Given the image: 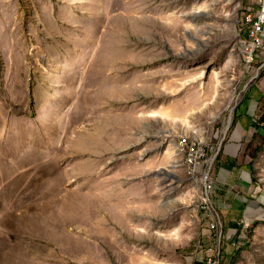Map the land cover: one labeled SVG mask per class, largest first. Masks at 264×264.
<instances>
[{
  "label": "rangeland",
  "instance_id": "rangeland-1",
  "mask_svg": "<svg viewBox=\"0 0 264 264\" xmlns=\"http://www.w3.org/2000/svg\"><path fill=\"white\" fill-rule=\"evenodd\" d=\"M255 9L0 0V264H264Z\"/></svg>",
  "mask_w": 264,
  "mask_h": 264
},
{
  "label": "built area",
  "instance_id": "built-area-1",
  "mask_svg": "<svg viewBox=\"0 0 264 264\" xmlns=\"http://www.w3.org/2000/svg\"><path fill=\"white\" fill-rule=\"evenodd\" d=\"M245 24L247 26L248 39L244 41L245 62L249 68L262 62L264 67V0H256L254 13L245 14ZM196 141L190 138H180L177 144V151L186 157V163L193 167V171L203 165L206 159V150L201 152ZM203 264H218L217 261L209 259Z\"/></svg>",
  "mask_w": 264,
  "mask_h": 264
},
{
  "label": "trees",
  "instance_id": "trees-1",
  "mask_svg": "<svg viewBox=\"0 0 264 264\" xmlns=\"http://www.w3.org/2000/svg\"><path fill=\"white\" fill-rule=\"evenodd\" d=\"M234 226L237 227L236 230H237V233H239V232L241 231V227H240L239 225H235V224H234ZM239 239H240V235H238V236H237V239H236V241H237L238 243H240V242H239Z\"/></svg>",
  "mask_w": 264,
  "mask_h": 264
},
{
  "label": "bare ground",
  "instance_id": "bare-ground-1",
  "mask_svg": "<svg viewBox=\"0 0 264 264\" xmlns=\"http://www.w3.org/2000/svg\"><path fill=\"white\" fill-rule=\"evenodd\" d=\"M230 122H231V120H230ZM229 126V125H228ZM207 156V155H206ZM203 165H205V162L203 163ZM193 173H195L194 171H193ZM208 177V176H207ZM207 177H206V179H207Z\"/></svg>",
  "mask_w": 264,
  "mask_h": 264
}]
</instances>
